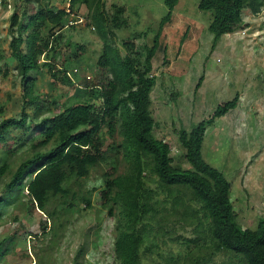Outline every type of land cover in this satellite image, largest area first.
Instances as JSON below:
<instances>
[{
  "label": "trees",
  "instance_id": "obj_1",
  "mask_svg": "<svg viewBox=\"0 0 264 264\" xmlns=\"http://www.w3.org/2000/svg\"><path fill=\"white\" fill-rule=\"evenodd\" d=\"M178 2L165 0L169 13L161 19L153 44L139 45L142 34L118 42L117 30L127 26L120 15L124 8L111 16L107 0H69L68 7H57L52 0L14 1L9 47L17 62L22 106L19 114L0 122V148L6 157L0 177L11 172V180L0 191V208H7L26 191L31 205L46 214L51 200L64 194L68 171L76 178H87L104 155L113 152L122 154L127 164L124 172L104 181L102 193L116 209L115 264H148L144 257L149 254L155 260V252L165 264H264V215L256 228L243 227L230 180L203 155L208 126L235 109L240 94L219 104L208 118L179 128V146L187 167L176 162L170 144L155 133L153 58ZM198 7L211 12L208 28L214 46L243 25L245 13L259 14L264 0H200ZM80 10H86L81 15L102 42L97 83L86 78L83 84L76 83L66 67L67 62L80 60L86 49L72 34L67 37L63 32L80 21ZM203 80L201 76L197 88ZM63 83L75 89L74 98L83 95V99L37 121L36 107L45 104V97ZM37 123L39 132L25 142ZM19 130L21 136L16 133ZM106 133L112 140L104 137ZM115 135L120 139L115 141ZM22 140L29 155L11 171L7 157L14 143ZM82 201L91 205L89 200ZM188 231L193 236L182 233ZM43 233L49 236L55 229L46 224ZM8 241L13 243L12 238L0 242V260L9 251L4 249ZM174 241L186 245L183 258L180 252H163V246ZM192 242L198 247L196 252L190 249ZM84 251L82 243L73 264H84ZM217 253L229 259L216 262Z\"/></svg>",
  "mask_w": 264,
  "mask_h": 264
},
{
  "label": "rangeland",
  "instance_id": "obj_2",
  "mask_svg": "<svg viewBox=\"0 0 264 264\" xmlns=\"http://www.w3.org/2000/svg\"><path fill=\"white\" fill-rule=\"evenodd\" d=\"M14 1L0 0V122L19 114L22 106L21 82L15 70L17 62L9 47ZM52 1L57 7L58 4L68 7L69 3V0ZM199 2L179 0L170 21L163 27L153 58V74L157 77L151 93V109L157 124L155 133L170 144L176 162L187 167L179 146V128H190L193 123L208 118L219 104L240 94L238 106L208 126L203 155L230 180L240 224L256 228L264 215V7L256 15L245 13L243 25L213 46L214 35L208 28L212 15L210 11L200 10ZM107 7L111 16L124 8L120 15L126 19L127 26L117 30L120 44L134 34H142L137 40L139 45L153 44L161 19L169 13L165 0H107ZM85 12L80 10V21L63 31L67 37L72 34L74 40L86 45L80 60L66 64L79 84L85 78L97 83L101 76L96 62L102 42L81 15ZM58 60L62 64L61 57ZM201 76L204 80L197 88ZM49 94L45 97L46 103L36 107L37 121L83 99V95L74 98L75 89L64 83ZM39 126L40 123L32 125L25 142L37 135ZM16 133L21 136L22 130ZM108 135L104 137L109 138ZM115 136V141L120 139L119 135ZM2 149L0 165L6 158ZM28 155L23 140L14 143L7 157L10 170L15 171ZM126 167L122 154L107 152L87 178H76L68 171L64 194L51 200L46 214L31 205L26 191L7 208H0V242L13 240L11 244L6 242L4 249L9 251L0 264H73L82 243H85L84 264H115L116 209L102 193L104 181L112 174L124 172ZM10 180V171L0 177V191ZM82 200H89L91 205ZM46 224L55 233L46 236L43 233ZM182 233L193 236L189 231ZM163 249L165 255L169 251L180 252L183 258L186 245L168 242ZM190 249L198 250L195 242L190 243ZM153 256L155 260L148 254L143 262L165 264L157 252ZM226 259L229 257L224 253L214 256L216 262Z\"/></svg>",
  "mask_w": 264,
  "mask_h": 264
}]
</instances>
